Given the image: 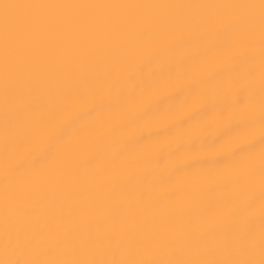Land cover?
Returning <instances> with one entry per match:
<instances>
[{
  "label": "snow or ice",
  "instance_id": "obj_1",
  "mask_svg": "<svg viewBox=\"0 0 264 264\" xmlns=\"http://www.w3.org/2000/svg\"><path fill=\"white\" fill-rule=\"evenodd\" d=\"M0 264H264V0H0Z\"/></svg>",
  "mask_w": 264,
  "mask_h": 264
}]
</instances>
